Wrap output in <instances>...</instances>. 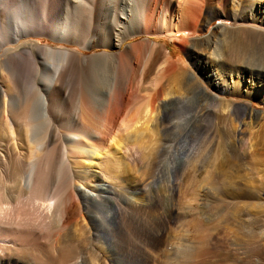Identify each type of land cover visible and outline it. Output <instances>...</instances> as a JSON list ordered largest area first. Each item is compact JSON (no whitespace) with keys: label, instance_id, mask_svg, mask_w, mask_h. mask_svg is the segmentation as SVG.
<instances>
[{"label":"bare ground","instance_id":"bare-ground-1","mask_svg":"<svg viewBox=\"0 0 264 264\" xmlns=\"http://www.w3.org/2000/svg\"><path fill=\"white\" fill-rule=\"evenodd\" d=\"M263 1L257 0L258 6L249 0L243 7L244 11L249 9L248 16L232 14L231 17L234 23H251L247 29L264 39ZM53 2L57 8L56 18L48 23L26 8L17 10L14 0H0V11H10L15 20L5 37L12 45L0 54V264H100L99 258H104L103 264H116L113 255L125 247L127 251L133 249L130 234L136 215L139 216L137 227L143 236L137 247L141 257L139 264H147L145 246L153 247L157 243L148 227L147 209L164 207L171 217L175 211L171 195L155 196L153 204L149 205L140 196L147 184L135 188L107 170L93 169L109 157L111 144H115L114 155H123L131 161L137 158L140 152L135 143L145 136L146 125L152 120L158 137L164 135L167 130L164 106L178 100L180 95L164 92L160 86L149 83L158 58L162 57L163 73L176 69L168 49L155 38L165 37L174 42L181 37L180 32L194 36L212 19L226 17L229 13L225 9L226 0H215L219 8L216 11L211 8V0ZM99 6L110 15V22L109 25L101 22L100 28L93 31L89 20ZM119 7L127 11L124 19L116 13ZM254 23L259 26H253ZM135 35L144 38L116 53L86 56L78 49L119 48L124 40ZM27 36H46L59 44L19 42V38ZM251 38L254 37L229 46L227 54H220L215 46L214 51L198 55L196 69L218 95L206 91L193 73L182 79V87L200 94L205 102L219 100L218 108L225 121L217 135L219 140L224 139L222 146L218 144L210 150L214 214L204 220H210L211 233L217 237L221 234L219 239L224 238L227 250L221 254L215 252L216 260L211 264H264V115L258 127H252V121H249L251 125L246 122L248 132H245L244 128H236L234 122L241 117L238 111L243 112V116L247 113L224 100V96L244 92L253 96L262 94L260 100L264 102V42L251 44ZM135 47L141 52L135 66L131 67ZM152 51H155L153 56ZM228 54L231 57L228 58ZM250 55L257 57L261 64L245 61ZM25 57L38 60L37 67L29 68L27 62L26 68ZM92 59L101 60L99 66L108 61L112 76L106 80L104 94L99 97L88 85H76L77 108L81 114L91 113V117L97 112L104 113L106 131L79 120L69 125L59 117L57 125L65 133L57 144L56 132L53 135L50 132L54 107L71 75ZM41 68L39 82L36 76ZM23 74L27 75L24 80ZM137 78L138 93L131 84ZM139 92L146 97L144 107L132 115L130 110L135 102L132 94ZM18 95L23 97L17 99ZM248 117L255 119L257 115L251 113ZM155 149V154L160 155L159 143ZM223 217L235 222L234 229L232 225L229 227L230 221L229 225L222 223ZM155 223V233L159 235L165 226V216L157 212ZM206 224L202 220L195 221L194 241L201 246L194 251L195 264H207L202 249ZM190 244H180L184 259L191 255L186 254ZM60 247L64 252L58 253ZM179 248V244L170 248L172 264H179ZM49 252L58 254L50 258ZM87 254L96 262H88Z\"/></svg>","mask_w":264,"mask_h":264},{"label":"rangeland","instance_id":"rangeland-1","mask_svg":"<svg viewBox=\"0 0 264 264\" xmlns=\"http://www.w3.org/2000/svg\"><path fill=\"white\" fill-rule=\"evenodd\" d=\"M14 1L16 2L15 8L17 10L26 8L29 12L32 11L31 14H35L38 19L40 17L39 20L41 21L51 23L52 19L56 18L57 8L53 0H46L48 2L45 0ZM247 1L249 0H226L227 5L225 9L229 12L226 17L220 16L219 18L212 19L202 28L201 32L194 36H188L185 35L184 32H180L181 37L185 40L178 37L174 42H171L165 37L155 38L156 42L164 44L168 49L171 54V60L176 69L172 72L163 73L164 65L163 62H161L162 57L158 58L155 64L156 66H154L149 75V83L154 87L160 86L164 92L180 95L178 100H174L172 103H167L164 106L166 112L164 122L167 125V130L164 135L158 137V134L155 132V122L152 120L146 125L145 136L135 143L136 146L134 145L140 152L137 158H132L131 161L123 155H114L112 150L115 147V144H111L108 147L110 152L109 157L104 159L101 165H97L93 169V171H98L99 169L103 171L107 170L109 174L117 175L120 180L130 182L135 188H137L138 185L147 184L144 187V192H142L140 196H142L145 202L149 205L153 204L155 196L167 198L171 195V203L174 204V214L176 215L173 214L170 217L164 207L160 210L147 209L146 219L148 221V227L153 237L155 236L154 238H157L155 246H145L148 257L147 264H172L171 260L173 259V252L170 248L178 244L180 247L179 255H177L179 256V264H195L194 253L196 252L195 249H198L199 247L194 241L196 238V233H194L196 220L199 222L202 220L207 223L206 231L204 232V236H206L205 244L202 246L207 264H211L216 260L214 257L215 252L221 254L227 250V244L225 243L226 241L223 240L224 238L219 239L221 234L217 237L214 232L211 233L213 230L211 228L212 224L209 225L211 223L210 220H204L211 218L212 214H214V208L212 207L213 198L210 190V183L213 175L210 150L215 148L218 144L219 146H222L224 139L222 138V140H219V136L217 135H219L218 132L223 129L225 121L222 120V110L218 108L219 100L205 102L203 97L195 91H186L185 88L182 87V79L187 76L188 73H193L198 79L200 85L204 87L206 91L218 95V92L211 88L207 81L201 78L200 73L197 71L195 62L198 55L201 53L207 54L215 49H219L220 54H224V52L227 54L229 46L232 47L235 44L242 43V41L246 40L248 37H254L250 39L251 44H254L253 41L258 43V45L264 42V39L258 34H254V32L251 33V31L247 29L248 25H252L251 23H242L241 21L234 23L232 20V14H236L240 17L248 16L249 9L244 11L243 8L247 5ZM252 1H255V4L260 6V3H256L257 0ZM211 8L215 11L219 9L215 6V0H211ZM126 12L127 11L123 9V7H119L116 13L124 19ZM13 22H15V20L11 16L10 11H0V54L5 48L12 45L5 40V37L8 34V28ZM89 22L90 29L96 31L100 28L99 24L101 22H105L109 25L110 15L99 6L93 11ZM256 22H259V20ZM257 25L258 24L256 23L253 24V26ZM143 38V35H135L132 38L124 40L119 48L109 49L93 47L78 49L80 51L82 50L81 52L86 56L100 52L116 53L126 45L136 44ZM27 40L36 41L40 45L57 46L59 44V42H54L46 36H27L19 38V42ZM216 43L218 44L216 45ZM67 46L74 47L73 45ZM134 49V61L133 64L131 63V67L135 66V60H138L141 52L138 47H135ZM151 55H155V51H152ZM227 56L228 58L231 57L229 54ZM245 61H249L254 65L261 64L257 57L251 58V55ZM27 62H29V68L37 67L38 60L34 61L29 57H25L24 63L26 68ZM100 62L101 60L99 61V59H92L81 64V66H79V68L71 75L65 91L60 95V100L54 107V118L51 120L50 127L52 135L56 132L55 138H57V140L55 142L57 144L62 141V134L65 133V131L57 125L59 123V117L62 120H65L64 123L69 125H73L79 120V122L83 124L97 127L100 131H106V119L104 113L97 112L98 114L96 113L91 117V113L89 112L84 114L78 112L76 101L77 90H75L77 87L76 85L81 83L85 87L88 85L87 88H90L89 90L95 92L98 97L104 94L105 83L106 80L111 78L112 69L108 61H106V63L102 62L101 64H103V66H99L98 63ZM42 72L41 68L36 76L37 81L41 80ZM25 77H27V75L23 74L22 80H24ZM138 83V78L134 83L131 81L132 88L134 87L133 89L137 93L139 91L137 88V86L139 87ZM227 84L231 85L232 83ZM89 94L92 96V92ZM97 96H94L93 94V97L97 98ZM261 96L262 94L253 96L244 92H241L238 96H224V100H227L226 102H231L240 110H245L247 113L246 116H243V112L238 111V114L241 117L234 122L236 128L240 129L241 127L244 128L245 132H248L246 130L248 129L247 123H249V121H252V127H258V124H261L264 115V102L260 100ZM22 97L23 95H18L17 99H21ZM133 97L135 102L130 110L132 115L139 112L144 107V100L146 99V97H144L143 94H140V92L134 96L132 94V99ZM220 97H222V95H220ZM226 105L228 104L226 103ZM207 108H210L209 114L207 113ZM251 113H255L257 117L255 119H250L248 115ZM238 120L241 121V124ZM251 123H249V125H251ZM158 143L162 148L160 155L155 154V148ZM57 158L58 153L55 156V160ZM117 163L120 164L118 165ZM157 212H160L165 216V226L163 227V230L160 231L159 235H156L155 233L157 230V225L155 223ZM136 216V224L134 222V226L132 225V233L130 234V244H132L133 249L131 251L128 249L127 251V249H125L127 247H125L123 251L113 255L116 264L141 263V257L137 251V247L141 244L143 236H141L137 227L139 216ZM223 219L224 217L222 218V223H227V225H229L231 219H224L225 223L223 222ZM230 222L229 227L232 225V228H230L234 229L233 225L235 222ZM82 241V238H80V242ZM191 241L192 243L190 244ZM184 243L190 244V247L188 248L189 251L187 250L189 253L186 251V254L191 255H187L188 258L189 256L190 258H185L186 260L183 257V250L180 245ZM60 248L58 249V253L61 251L64 252V248ZM199 248H201V246ZM57 254L55 252H49L48 256L53 258V256H56ZM86 259L90 263L96 262V260H94L89 254L86 255ZM103 261L104 258H99L97 262L103 264Z\"/></svg>","mask_w":264,"mask_h":264}]
</instances>
